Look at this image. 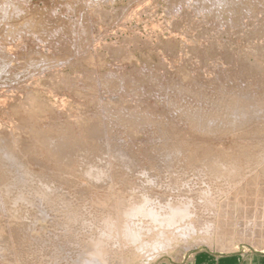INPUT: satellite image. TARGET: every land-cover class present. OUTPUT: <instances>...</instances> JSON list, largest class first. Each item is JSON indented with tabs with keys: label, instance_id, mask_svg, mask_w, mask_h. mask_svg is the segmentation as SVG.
<instances>
[{
	"label": "bare ground",
	"instance_id": "1",
	"mask_svg": "<svg viewBox=\"0 0 264 264\" xmlns=\"http://www.w3.org/2000/svg\"><path fill=\"white\" fill-rule=\"evenodd\" d=\"M27 1H30V0H27ZM51 1H52V3H51ZM51 1H49L51 4L46 3L47 5H45V3H44V5H42L43 7L38 6V8H33V6H34L33 5L31 8L28 6V3H26V0H0V22L5 23L3 25L4 27H1L2 24L0 23V25H1L0 28L1 29L6 28L3 31H4V33H6L5 31H7V33H6L7 38L9 37L11 39V37L17 36L18 29L21 26L27 27V29L34 32V30L38 29L37 27H43L46 29L48 26H50L52 24V26L57 28V30H58V27H61L68 34L74 33L73 39L76 38L77 39L76 41H78L81 38V42H82L83 40L86 39V37H87L86 35H87V31H88L87 29L89 28V26L91 24L89 22L90 21L89 19H91V18H89V19L87 18L89 20L88 21L87 19H84L82 17V14H83L82 8H84V10H85V8H93V11H95L94 6H97L96 8L98 9L99 3L101 5L102 4L101 2L105 3V1H106V2H109L110 4H112L111 1H113V0H104V1L100 0V2H99V0H51ZM169 1L170 2H168V3H170V4H169V6L168 5L167 6L169 7L170 11H168V12H171L170 6L171 7L173 6V9L176 10V13H177V11H179L177 13L178 16L184 15L187 12L186 7L189 4L187 5V3H186L187 6L184 5V7H185L184 9H186V10H184L182 8V6L180 7V8H182V10L185 11L184 14H180L183 11H181L179 9L178 10L175 9L174 5H172V4H177L180 0L179 1L178 0H169ZM202 1L203 0H200L199 2H201L202 4L206 3V0H204L205 2H202ZM215 1H211V2L216 3V4L220 3V6L219 5L216 6V4H215L216 9L213 12L219 15V13H221V12H219V10L221 9V6H223V4L225 2L223 3L222 0H220L223 3L221 5V2H219V0H218V3H217V0H215ZM223 1H225V0H223ZM243 1L244 2H238V0H237V2H235V0H233V2L236 3V6L234 8L235 9H236V7H238L237 9L243 8L244 13L246 15H247V12H249L251 14L250 10L252 7L254 8L256 6V5H254L256 0H254V1L253 0H243ZM257 1L262 2L263 0H257ZM127 2H130V1H127ZM191 2H192V0H191ZM193 2H195V1L193 0ZM196 2H197V0H196ZM233 2H229V3L233 4ZM207 3L205 5H203L204 9L206 8V5L208 8L209 7H212V9L214 8L213 3H212L213 4L212 6H210V4H211L210 1H209L210 4L208 3L209 6ZM235 3L233 5H235ZM260 3H256L257 7H258V5L264 6L263 2H262L263 4H260ZM180 4H182V3H180ZM232 4L230 5L231 7L229 5L227 6V7H230V9H231L230 11H232V9H233ZM29 5H31V4H29ZM105 5H108V3ZM195 5H196L195 7H198V9L202 8V10H203L202 5H200V7H199V5L197 6L196 3H195ZM175 6L179 7L178 4ZM224 6H225V4H224ZM224 6H223V8H224ZM263 6H262V9H263ZM57 7L60 8V10L63 9L64 10L63 12L66 11V12L74 13L76 15L75 19L74 20L73 19L72 20H65L64 17L63 18H55L57 16V14L60 12V11L57 12V10H56ZM168 7H166V8H168ZM195 7H194L195 10H193V12L194 11H196V12L195 13H193L192 11L189 12V9H188L189 14L193 13L194 16H195V14L196 15L198 14V9ZM217 7L219 8V10H217L218 9ZM257 7L255 8V10L254 9L253 10L259 14V12L261 10L259 9L260 10L259 11L258 10L259 7L258 8ZM244 8L248 9V10L250 9V10L246 11ZM101 9H99V10H101ZM190 9H191V6H190ZM200 9H199V12L201 13ZM225 9H226V6H225ZM22 10L27 12L26 14L25 13H23V14L18 13L19 15L25 14L23 18L19 19V17L17 18V17L12 16L14 14L13 13L14 11L16 14V12L22 11ZM99 10H98V12H99ZM240 10H238V11H240ZM88 11L90 12L92 10L89 9ZM203 11L207 12L206 9ZM217 11H218V13H217ZM222 11H223L222 12L223 14H226L224 12V9ZM228 11L229 10H227V13H228ZM230 11H229V13H230ZM262 11H261V13L264 14V12H262ZM11 12H12V15H11ZM46 12L47 13L48 12L57 13V14L54 13V15H55V17L53 18L54 20L51 18L49 19V17H47V15H45ZM87 12L84 11L85 14ZM209 12H208V15H209ZM256 12L253 15H249V16H252V17L256 16L257 15ZM176 13L174 12V14L173 13L172 14L175 15ZM232 13H235V12L232 11ZM239 13H237L238 15L237 14L236 15L237 16H239L240 14L242 15L243 11L240 14ZM59 14L63 15V14H61V12ZM88 14H86V16ZM186 14L188 15V13H186ZM206 14H205V16H206ZM216 14H215V16H216ZM223 14H220V16ZM245 14H243V15H245ZM19 15H17V16H19ZM70 15H68V17ZM89 15L87 17L91 16V15L90 16ZM108 15H110V14H108ZM187 15H185V17ZM202 15H203V13H202ZM218 15L216 17H219ZM231 15H232V17H231ZM236 15H234V17ZM190 16H188V17L191 18ZM237 16H236V19L238 18ZM259 16H260V14L258 15V18L256 20L259 19ZM106 17H107V15H106ZM110 17L111 16H109V18ZM228 17H229V22L227 21L228 23H230L231 21H233L235 19V18H233V14H231V13H230V16H228ZM239 17H240L239 19H241V20L244 19V17H242V16H239ZM261 17H264V16L261 15L260 19H259V20L263 21L264 18L261 19ZM213 18L215 19L214 15H213ZM246 18H247V16H246ZM246 18L243 21H245V20L246 21L247 20L252 21L251 19H249V17L247 19ZM254 18H256V17H254ZM181 19H184V17L182 18V16H181L180 20ZM223 19H220V21H224ZM226 19H228V18H226ZM126 20H128V19H126ZM241 20H239V21L241 22ZM204 21H202V22H204ZM210 21H212V20H210ZM261 21H258V22H261ZM198 22H200V20ZM248 22L249 21H247V23ZM256 22H253L252 24H254ZM193 23H195V22H193ZM210 23H212L211 25H214L215 21L210 22ZM216 23H217V19H216ZM221 23H223V22H221ZM245 23L246 22H244V24ZM190 24H191V22H190ZM231 24H232V22H231ZM231 24H230V26L233 27ZM233 24H234V21H233ZM256 24L254 26H256ZM263 24L264 23H262V26H263ZM216 25H218V24H216ZM234 25H235V27H233V29L234 28L237 29L238 25L237 24H234ZM241 25H243V22L241 23ZM92 26L90 27L91 29H92ZM220 26L221 25H219V27ZM223 26H225V24ZM226 26L228 27V24ZM243 26H245V25H243ZM259 26H261V25H259V23H258V27ZM200 27H202V25H200ZM249 27L250 26H248L247 28H249ZM48 28H50V27H48ZM241 28L242 27H240V29ZM261 28H264V26ZM220 29H222V28H220ZM250 29H252V28H250ZM257 29H259V31L261 30L260 28H256V30H254L255 35L257 32L259 33V31H257ZM218 30H219V28H218ZM51 31H52V29H51ZM228 31H230V30H228ZM20 32H22V31H20ZM20 32H19V34H20ZM37 32H39V31H37ZM55 33H57V32H55ZM62 33H64V32H62ZM258 33H257V35H258ZM262 33H264V29H263ZM41 34H42V32H41ZM89 34H91V32ZM223 34H224V32H223ZM22 35H24V33ZM34 35L32 33V36H30V37L32 38ZM39 35H40V33H39ZM42 35L45 36V33ZM53 35H54V31H53ZM58 35L59 34H57V36ZM27 36L29 37V35H27ZM36 36H37V34H36ZM41 36H39V37H41ZM57 36L54 35V38ZM66 36H64V38ZM262 36H264V34H262ZM28 37L26 39V34H25L26 40H28ZM35 37H33L34 39L32 41L34 43H35V41H34ZM89 37H90V35H89ZM89 37H88V39H90ZM92 37H93V35H92ZM92 37H91V39H92ZM3 38H5V37L2 36L1 39H3ZM68 38H69V36H68ZM263 38H261V39H263ZM57 39H59V38H57ZM88 39H86V40H88ZM16 40H17V42L19 40L21 41V38L19 40L15 39L14 41H16ZM26 40L24 41V37H23V41L26 42ZM29 40H30V38H29ZM37 40H39V39H37ZM93 40H94V37L91 40L94 44ZM9 41L12 42V39L11 40L8 39L7 43H9ZM68 41H69V39H67V46H68ZM262 41H263L262 45H264V39ZM28 42H26V43L29 44V46H30V42L29 43ZM32 42H31V44L33 45L34 43H32ZM74 42H75V39H74ZM86 42H88V41H86ZM90 42H88V43L90 46H92L93 44H90ZM41 43L43 44L42 41H41ZM58 43L56 45H53V46L56 47L58 45ZM62 43H66V40L63 41ZM3 44L4 43H0V67L4 66V64H6L7 62H10V63H9V65L7 64L8 66H6V65L5 66L11 67L13 65V64H11V61L15 57V54H13V53H15V51L13 52L12 49L10 48L11 43L8 44V45H10L9 47L6 46L5 44L4 45L6 46V48L8 47V49L10 48L13 53L8 52V50L5 51L3 49L5 47V46H3ZM13 45H15V47H17L16 46L17 43L13 44ZM13 45H12V47H13ZM20 45L18 46L19 48H20ZM47 45L51 46L50 43H48ZM76 45L74 47V51L76 50V52H74V53L79 52V49H80L77 47L79 45H77V46ZM84 45H86V44H84ZM22 46H23V44H22ZM44 46H45V43H44ZM44 46H43V48L46 49V46L45 47ZM61 46H63V45H61ZM82 46L83 45H81L80 47L82 48ZM15 47H14V49H15ZM38 47H39V50H41L40 46H38ZM38 47L35 49H38ZM76 47L78 48V51H77ZM94 47L95 46L92 47L93 51H95ZM261 47L263 48L264 46H261ZM32 48H34V47H32ZM49 48H51V47H49ZM86 48H90V47H86ZM86 48H84V50ZM28 49H29V47H28ZM28 49H27V51H28ZM18 50L16 49V52ZM66 50H67V47H66ZM69 50L72 51L71 49H69ZM88 50H87V52H88ZM21 51L18 53H21ZM33 51H34V49H33ZM118 51H117V53H118ZM260 51H262V50H260ZM41 52H42V50H41ZM58 52L60 53V51H58ZM87 52L85 50L83 53V48H82V52H80L79 54L77 53L76 55L81 56V54H83L82 56H85V54H86V56H87L88 55ZM262 52H264V51H262ZM42 53L45 55L44 52H42ZM17 54H16V56H17ZM90 54H91V56H92V54L96 55L95 53H91V52H90ZM90 54H89V56H90ZM260 54H262V53H260ZM117 56H118V54H117ZM32 57H33V55H32ZM57 57H59V56H57ZM20 59H21V57H20ZM40 59L44 60L42 58H40ZM69 59H71V58H69ZM88 59L90 60L92 58L88 57ZM16 60H18V59H16ZM50 60L52 61L51 58H49V62H50ZM57 60L59 61V59L56 58L55 61H57ZM63 60H66V62H67V58L66 59L63 58ZM63 60L59 61L58 64L59 63L61 64V62ZM94 60H96V58ZM94 60H90V61L92 62ZM22 61H24V59L20 60V62H21L20 64L17 61L18 65H17V63H16V65L20 66L22 63H25ZM34 61H36V60L34 59ZM55 61H53L54 64L53 63H49V64H53V67H54V65L57 64ZM90 61H87V62H90ZM226 61L224 63H226ZM229 61H230V59H229ZM40 62L41 61H39V64H42ZM95 62H92V63H95ZM63 63H64V61H63ZM10 64H11V66H10ZM28 64L27 63L24 64L25 66L27 65V67H25V68L29 69V68L34 67L33 65L30 66ZM43 64L45 65V63H43ZM67 64H68V62H67ZM57 65H55V66H57ZM45 66H46L45 67V69H46L47 65H45ZM51 67L48 66V68H51ZM14 68H15V70L18 69V68L16 69V67H14ZM40 68H39V70L41 73L42 69H40ZM45 69H43V70H45ZM3 70H4V68H3ZM26 70L27 69H25V71ZM39 70L37 72H32L33 76H34V73H39ZM43 70H42V72H44ZM5 71L6 70H4L1 73H4ZM22 71H24V70H22ZM45 71H47V70H45ZM92 71H94V69ZM15 72L16 71H14V73ZM89 72L91 73V71H89ZM12 74H13V72L11 73V75ZM29 74L30 73H28V76H30ZM58 74H61V72ZM58 74L56 75V77L59 76ZM91 74L92 75H94V74L98 75V73H96V72L95 73L92 72ZM140 74H142V72ZM143 74H144V72H143ZM36 75H35V77H36ZM52 75H54V73ZM63 75L64 74H62V78H63ZM118 75H119V73H118ZM8 76H9V74H8ZM23 76H24V73H23ZM86 76L88 77V76H90V74H86ZM86 76L84 78L87 79V83H88V78ZM234 76H236V74ZM16 77L18 78L17 75H16ZM60 77H61V75L58 78H60ZM93 77L95 78L96 76H93ZM100 77H102V76H100ZM103 77H104V75H103ZM159 77L160 76L157 77L156 75H154V76L145 75V74L141 75V76L138 75L136 78L137 82L136 83L134 82V84L132 83L133 81L130 83H128L129 82L128 81L125 84H122L123 81L120 82L121 79L119 81L120 77L119 78L118 77H116V78L112 77V78H114V80H116L118 78L116 81H119L121 83V87L118 84L119 89L121 88L120 92H123V90L125 91L126 88H131V90L133 88L134 89L137 88L140 91L143 90L141 93L139 91L137 92L138 94L140 93V97H141L142 93H145V94L147 92L149 94L152 92L155 93L156 89L159 90L160 93L163 92V94L165 93L164 89H166L167 87L169 89L171 88L172 90H174L175 94L171 92V96H174V97H171V96L169 97L170 94L168 95L169 99L171 98L169 101L171 107L168 105L169 102L167 104L166 100H165L166 101L165 103H166V105L169 106V108L172 111H174V113L172 111H169V113H173L174 117L176 118L175 115L178 112V113H180L182 119H180L179 114H177V118H176L178 120L174 119V117L172 118V116L170 117L169 113H166L165 109L161 108L162 113H164V115L163 114H161V115H163L164 118H159L160 115H158V116L156 114L155 115L157 116V119H161V123L163 122V119L166 118V121L164 120L165 121V124H164L165 127H167V125L171 121V118H172V121L176 120L175 123H177L179 121V119L181 121L184 119V122L187 120L188 124H186L187 122L185 123L186 127L185 126L184 127H185L186 131H184V132L185 133L187 132L186 134L188 135L189 132H192V130H193L191 136H193L195 133H194V128H191L192 130L190 129L189 132L187 131V128L190 127V125L194 126L195 129H197L199 127V128H201V130L203 129L204 131L205 130H207V131L212 130L215 132L218 130H221L225 126L232 127L233 130L235 129L234 132L231 130V128L226 129V130H228V132H229V130H230V132L232 131V135H231L232 137L229 135V134H231L230 132H229V134H227L228 132H226V130L225 131L222 130L223 132H226L227 135H229V136L226 135L227 138L224 135V139L225 140L227 139L226 141L223 140L222 136H220V135H222V133H220V131L218 132L219 134L214 133L215 137L212 136L213 132L212 133H206L207 135L212 134L211 137L212 138L214 137L213 138L214 140H217L218 139L217 136L219 135L220 137L218 140H221V138H222V141L223 142L225 141V143L228 142V139L230 137L234 138L233 136H235L234 133L236 132V130H237V132L239 131V133H240L241 131H244V129H246L247 132H241V135L243 134L244 137L246 134H252V135H254V137L259 135V134H262V135L264 134V123L262 125L257 124V123H259V121L264 116H262L261 118L259 117L258 121L255 119L256 120L255 122H257V123H255L256 124L255 128H253L255 125L253 127H250V129L245 128V126H247V125H245V123L246 122L248 123V121L250 122V120L253 117H255L256 114H258V112L260 113V111H262L260 115H264V104H261L262 102H259L260 101L259 97H257V96L255 97L253 92H250L254 89H252V90L250 88L248 89V88H246V86L244 87V89L246 88L247 91L246 90L240 91L239 95H241V92H243V95L241 97H236L239 95L237 94L238 92H235V91L240 90L241 89L240 87L244 86L243 83H242L243 86H241V84H240V86L238 85L239 86L238 88H236L237 86L235 87L233 85L236 81L232 84L234 86L233 88H236V90L233 89L235 91L231 92L232 93L231 95H233V96L235 95L236 99H234L233 101H230L231 105H230V108H228V110H227V116H228V113H230V114H232L231 116H233V117L228 116V118H222V117H219L218 115H216L218 117L215 118L214 116H209L210 114H208V115L206 114V112L209 111L208 108L202 107V105L200 106V104H203L202 102L204 100L201 99L202 101H200L199 99L202 98L206 92H208V90H209V88L207 89L208 85L204 86L206 88V91H205L204 88H201V89H197L199 87L195 88L196 86L192 87V86L188 85L185 87L183 85L181 86V83H180V85H178V83H176L175 80L174 81L171 80V83L164 84L163 83L164 81L162 82L161 81L162 79ZM53 78H54V79H52L53 81L57 80V82H55L53 84L58 86L59 85L58 82L61 81L60 84H62V85H60V86H63L62 80L64 78L63 79H57V78L55 79L54 76H53ZM98 78H99V76H98ZM73 79H75V78L72 77V80ZM82 79H83V77H82ZM100 79L101 78H99L98 80L100 81ZM234 79H236V78H234ZM248 79H249V77H248ZM58 80H60V81H58ZM67 80H68V78H67ZM72 80H69V81L71 82ZM107 80L111 81L109 79H107ZM133 80H135V78ZM53 81H51V82H53ZM77 81L79 82L80 80L78 79ZM83 81L84 80H82V82ZM91 82H92V79H91ZM95 82L96 81H94V83ZM225 82L226 81L224 80V83ZM11 83H12V81H11ZM106 83H107V81H106ZM106 83L104 82L105 85L102 86V88H104L106 85H107L106 87H110V86L112 87V85H113V82H108L107 84ZM246 83H247V81H246ZM72 84L74 85L73 82H72ZM214 84H215V82H214ZM66 85H68V84H66ZM66 85L64 84V86H66ZM76 85H78V84H76ZM123 85H124V87H126L125 89H122ZM232 85L230 84V86H232ZM262 85H260V86H262ZM60 86H59V88H60ZM80 86H81V84H80ZM94 86L96 87V85H92V84L86 85L83 89V92H81L80 95H84V96L86 94L88 96L91 95L92 92L97 90L94 88ZM193 86H194V83H193ZM257 86L256 87L252 86V87H254L256 90ZM260 86H258V87H260ZM66 87L68 90L71 88V87L68 88V86H66ZM201 87H203V86L201 85ZM225 87H227V86H225ZM56 88H58V87H56ZM99 88H101V87H99ZM228 88H230V87H228ZM260 88H258L259 90H256V91H260L262 89V88L261 89ZM71 89H70V91H71ZM109 89H106L107 91H104V92L106 93V92L111 91ZM119 89H117V90H119ZM75 90H76V94H77V89H75ZM75 90H72V92L73 91L75 92ZM98 90H100V89H98ZM98 90H97V92H99ZM102 90L103 89H101V93H103ZM117 90H115V92ZM223 90H225V89H223ZM262 90H264V88ZM61 91H62V89H61ZM84 91H87L88 93H86V92L84 93ZM129 91L128 92L125 91V93L126 92L127 93L132 92V91L131 92H129ZM145 91H147V92H145ZM169 91L170 90H168V92ZM204 91H205V93L203 94ZM228 91H230V89H228ZM228 91L226 90L224 92H228ZM137 93L135 91H134V93L132 92L133 95L135 94L134 97L136 96ZM148 93L146 95H148ZM156 93H157V91H156ZM233 93H236V94H233ZM95 94L97 96L99 95L98 98H99V100L101 99L100 101L103 103L107 99L106 98L105 100H102V98H100V93L99 94L95 93ZM138 94H137V96H139ZM145 94H142V96ZM163 94H161L162 97H165V96L167 97V95H166L167 93H165L164 95ZM172 94H174V95H172ZM176 94H178V95H176ZM221 94H223V93H221ZM256 94L259 95V92ZM129 95H131V94H129ZM146 95L143 98L149 96V95L148 96H146ZM175 95L177 97H175ZM218 95H219V93L216 94V97L219 98L220 96H218ZM262 95L263 96H261V95L260 96L264 97V94H262ZM77 96H79V95H77ZM97 96L94 97L92 95V99L94 97V99L96 100ZM137 96L135 98H137ZM187 96H190L191 99L193 98L194 99L193 102L195 101V103H196V101H197L198 104L197 105H195V103L193 104L191 99L190 100L192 102V105H194V106H192L191 103L186 102V101H190L188 99L189 97L187 98L188 100L185 99ZM212 96H214V95L212 94ZM212 96L209 97V94H208L206 97H209V100H210V98L211 99L213 98ZM101 97H103V96L101 95ZM206 97H204L203 99H207ZM229 97H231V96H229ZM229 97L228 98L226 97V98L229 99ZM28 98H30V97H28ZM28 98H26L25 101H27ZM77 98L82 99V96L81 97L79 96ZM85 98H87V97H85ZM103 98H105V97H103ZM159 98L161 99V97H157V98H155V100L158 99L159 102L158 101L157 102L159 104H162L163 101H160ZM214 98H215V96H214ZM257 98L259 99L258 104H257V100H256ZM84 99L82 102H84ZM89 99H91V97H89ZM89 99H88V104H90ZM94 99L91 101L93 102ZM148 99H146V100H148ZM222 99H224V98H222ZM97 100L95 101L96 103L98 102ZM161 100H163V99H161ZM198 100H199V102H201L200 104H199ZM209 100L207 102H209ZM212 100H210V101H212ZM215 100H216V98H215ZM215 100H214V103H217V100L219 101V99H217L216 102H215ZM261 100H263V99H261ZM30 101H32V100L30 99ZM108 101H110V100H108ZM222 101H224V100H222ZM135 102H136V104H139L137 101H135ZM141 102H142L141 104L143 107L141 105H137V106H139V108L142 107L143 109L142 108L141 109L143 111H145L144 107L146 106V103L143 101H141ZM151 102H150V104H151ZM204 102H206V101H204ZM219 102L221 103V101H219ZM219 102H218V104H219ZM85 103H86L85 105L87 106V101ZM106 103H104V104L106 105ZM113 103H116V102H114V101L112 103L110 102V104H108L110 107L106 105L105 106L106 109L105 110L103 109L104 113L102 112V114L100 113L101 108L97 107L98 108L97 110L100 111V112L99 111H97V112L100 113L101 119H99L100 117L99 118L97 117L99 115H95V113H97V112L94 113V111H93V113L97 117V119L91 120V119H93V117H91V119H90L91 122H90V120H88V122L82 123V126H81L82 128L85 127V125H88L87 128L86 127L83 128L84 133H81V132L79 133L78 129L76 130V128H74L75 125L79 126L80 122L78 124H76L77 122L68 124L66 121L63 123H60V122L57 123L56 126H58V128L60 127L61 129L59 128L58 132L56 131L57 133H55V134H50V133L44 131V128L41 127V124H39L40 125L39 126V125L33 123L34 121H32L30 114H28V113H30V112H28L29 106L27 107L28 110H26V108H24L27 112L24 111L23 113H20V112L17 113L18 114L17 121H19L20 125H25V127L26 126L28 127L27 129H28V132L31 134L30 136L28 134V137L22 138L20 136L21 138H19V137L14 135L15 133H9V132H3L2 134L0 133V264H127L128 262L130 263V261H133L135 259H143V258L145 260L153 259L156 255H158V253H161L162 250L163 251L172 250L173 249L172 242L176 238H180V240H182V242H183V240L186 241V239L188 237L190 238L191 236H194V235H196V237H197L196 241H198L199 243L204 242V243H207L209 246H211L212 243H216V246L222 247L224 249L232 247L233 245L231 243L235 239H236V241L246 240V241H249L256 246L264 247V143H263L264 141H262L263 144L260 141V140H263L262 138L264 137V135H263V137H262V135L259 136V137H261L259 140L260 143H256V141H255V143H253V142L249 143L250 141L247 143V140L245 139L246 141H242V143L244 142V144L238 143V142H241V140H239V139L243 136H239L240 138L237 136L239 141L236 140L237 137L232 140L233 143H235V144L233 145V147L231 146L233 150L229 147L231 151H229V150L226 151V149H224V148H223L224 150L223 149L221 150L220 148H219L220 150L219 149L217 150V148H216L217 146L218 147L219 146H222V147L226 146L227 147V143H226V145L224 143V146H223V143H222V145H217V144H219V143H217V144H215L217 146H214L215 147L214 150H211V149H213L212 147H211V149L210 148L207 149L206 148L208 145L207 144L205 147L206 149H203V150L200 149L201 151L198 152V150L196 151V149L191 148L192 145L189 146V143L185 142L184 139H186L187 135H185L184 139L181 137L183 139V140H181V142H180V140L178 142L176 140L173 141L172 140L173 135L175 133H177V131L174 132L173 135H172V132H173L172 131L171 134H169V136H170V139L168 140L169 142L167 141L162 146L163 147L162 149L167 150V151L163 152V153H161V151H159L160 155H162L161 157L157 158L156 157L157 155H156L155 156L156 159H150V160L145 161V163H147V164H150V163L152 164V165H150V167L142 166L140 164L142 162H139L137 159L133 158V156L126 149V147L124 148V146H125L124 142H123L124 144L122 145L123 147L120 148V146H119V147L114 148L113 146L116 143L114 144L112 142L113 144H111L109 141L108 142L106 141L107 138L105 136H107L108 127H110L114 123L112 121L114 119L120 121L122 125L126 121H129L130 122L129 126H131V127H132V125H134L131 123V120H132V122H135V124L139 123V125H140V123L141 124L144 123V125H146L145 122L147 121L148 123H151V124L153 123L154 126H157L158 128L160 127L161 123L159 121L160 124L155 125V124H157L158 120L156 119V117L152 116L153 114H148V113H152L154 111L148 110L149 111L148 112L146 110L147 112L146 111L143 112L139 108H137V109H139L140 111L138 110V112H137L136 108H134V110H135L134 111L132 109L133 108L132 104H134V106H136L134 101H133V103L131 102L132 107L131 106L127 107L129 104L128 103L127 106H125L126 109L125 108L121 109L123 107L121 105H124V103L119 104L121 106V107L119 106V108L121 110H123V111L125 110L128 112H123L119 108L118 109L120 111L117 110L116 109L118 107L117 103L114 104L117 107L114 106L115 108L113 107V109H112ZM143 103H145L144 104L145 106L143 105ZM165 103H164V105H165ZM224 103H227V105H229L228 102H226V101ZM263 103H264V100H263ZM21 104H19V107H21L20 106ZM92 104L93 103H91L90 106L94 105V104L93 105ZM99 104H101V103H98L97 105L99 106ZM155 104H157L156 101H155ZM204 104H206V103H204ZM204 104H203V106H204ZM221 104L223 105V103H221ZM147 105H149V104L147 103ZM166 105H165V107H167ZM216 105L214 104V106H216ZM150 106H152V104ZM211 106L214 107L213 101H212L210 107ZM219 106H220V104H219ZM22 107H24L23 104H22ZM88 107L89 106H87V108ZM157 107H159V106H157ZM161 107H163V106H161ZM207 107H209V105ZM212 107L210 108V112H212L211 109L217 108V107H214V108H212ZM223 107H225V106H223ZM223 107H222V109H224ZM145 108H147V106ZM148 108H150V107L148 106ZM169 108L166 110L168 111ZM21 109L23 110V108H21ZM85 109H86V107H85ZM88 109L90 110V107ZM92 109H94V107H92ZM95 109H96V107H95ZM205 109L206 110L208 109V111H206ZM217 109H218L217 110V112H218L219 108H217ZM7 110H9V109H7ZM22 110H21V112H22ZM54 110H56V109L54 108ZM6 111H4V112H6ZM14 111H16V110H14ZM163 111H165V112H163ZM215 111H216V109H215ZM215 111H213L214 114L216 113ZM46 112H48V111H46ZM221 112L222 113H220V115H222V114L224 115L225 112L224 113H223V111H221ZM11 113H12V111H11ZM31 113H33V112H31ZM93 113H90V114L93 115ZM165 113H166V115H169L168 120L170 119V121H167V116L165 115ZM90 114H88V116ZM103 114H104V117H102ZM31 115H33V114H31ZM56 115H58V114H56ZM237 115H239V116L241 115L243 117L242 120L239 122H237L238 120L235 121V118H234V117H237ZM60 116H62V115L60 114ZM178 116H179V118H178ZM71 117H73V116H71ZM71 117H68V119ZM9 118H11L10 120L13 121L15 117L14 118L9 117ZM232 118H234V119H232ZM43 119L42 120L39 119V120L43 121ZM51 119H52V117H51ZM237 119H238V117H237ZM10 120H8V121H10ZM35 120H36V118H35ZM72 120L73 119L71 118V121ZM75 120L76 119H74L73 121H75ZM109 120H111L112 123L109 122ZM76 121H78V120H76ZM149 121H151V122H149ZM261 121L264 122L263 119ZM14 122H15V120H14ZM36 122H38V120H36ZM56 122H54V123H56ZM89 122H90V124H89ZM108 122L111 125H109L108 127H105ZM120 122H118V123H120ZM166 122H167V124H166ZM19 123H17V124H19ZM116 123H114V124H116ZM118 123L116 125L119 128ZM126 123H127V126L125 127V129L128 128V122H126ZM172 123L174 124L175 128L178 129L176 124L174 122H172ZM172 123L170 124L171 126H173ZM251 123H250V125H251ZM13 124H15V123H13ZM17 124H15L16 125L15 128L19 127V125H17ZM73 124H75V125H73ZM83 124H84V126H83ZM114 124H113V127H114ZM182 124H183V122H182ZM182 124L179 123L177 125L182 126ZM253 124H254V121H253ZM124 125H126V124H124ZM124 125H123V127H124ZM139 125L137 124V126H136L137 129H138ZM144 125H141V126L143 127ZM187 125H188V127H187ZM52 126L54 127V125H52ZM44 127H48V126L45 125ZM104 127H105V129L107 128V131H105L107 133H105V135H104V131H103L102 135H104L106 140H104L105 139L104 137H100L102 135L99 134L100 131H102ZM142 127H139V128L147 129V127H143V128ZM161 127L162 128H160V129L165 128L164 126H162V124H161ZM82 128H80V129H82ZM122 128H121V130H125ZM130 128L127 129V131H129ZM134 128H135V126H133L132 129H134ZM148 128L149 129L147 131H149L150 128L154 129L155 127L152 128L150 125ZM171 128L173 129V127H171ZM175 128L173 130H175ZM225 128H227V127H225ZM248 128H249V126H248ZM83 129H82V131H83ZM110 129H113V128L110 127ZM141 129L140 130L138 129V131L135 129V131H133V132L137 134V132L139 133V131H141ZM185 129L183 128V130H185ZM19 130H20V128H19ZM115 130L119 131L120 128H119V130L115 128ZM115 130L113 129L112 132H114ZM201 130L199 129V131H201ZM5 131H6V129H5ZM21 131H24V129ZM147 131H145V132H147ZM161 131L163 134H166L165 138L168 139L169 136H167V133H165V129H164V132H163V130H161ZM13 132H14V130H13ZM112 132L109 131L110 134ZM129 132L131 133L130 137L132 140L133 132H131V131H129ZM145 132L142 134L143 137H146V135H147V133H145ZM151 132H154V131H151ZM151 132H150V134H152ZM109 133H108V135H109ZM114 133H118V132L115 131ZM122 133L126 134L127 132L124 133V131H122ZM122 133H121V135H123ZM130 133L129 134L127 133V135L129 136ZM141 133H142V131L140 132V134ZM182 133H183V131H181L180 134H182ZM199 133H198V135H199ZM98 134H99V137H97ZM144 134H146V135H144ZM155 135L160 136L159 140L161 141V135H159V132ZM195 135L194 136L196 138H198V135L197 134H195ZM133 136H134V134H133ZM200 136H201V138L199 137L200 140L202 139V141H203V138L206 140L205 137L202 138V136H205V134L201 135V133H200ZM119 137L117 136L116 138L119 139ZM121 137H120V140H122V138H123V137L122 138ZM249 137H245V138H249ZM94 138L97 141L94 142V140H95ZM108 138H110V137H108ZM189 138L190 137H188L186 139V141H190V140H188ZM250 138H249V140H250ZM163 139H164V137H163ZM193 139L191 141H195V139L194 140ZM256 139H258V138H256ZM108 140H110V139H108ZM145 140H147V137ZM152 140L157 141V139H154V138H152ZM152 140H150V141H152ZM235 140L238 142L237 143L234 142ZM252 140H253V138L251 139V141ZM115 141L116 140H114V142ZM198 141H199V139H198ZM202 141H200V142H202ZM259 141H257V142H259ZM96 142H99V144H102L101 146L99 145V147L97 146L98 151H96V149L94 150L95 147H92V145ZM143 142H144V140H143ZM204 142L207 143L206 141H204ZM209 142H211V141H208V143ZM212 142L215 143V141H212ZM212 142H211V144H212ZM119 143H120V141H119ZM146 143L148 145V142H146ZM146 143L144 142V145L142 143V146H145ZM193 143L195 144V142H193ZM132 144H135V143H133V141H132ZM132 144L131 145L129 144L130 145L129 148L132 147ZM220 144H221V141H220ZM201 145H204V144L202 143ZM126 146H127V144H126ZM196 146H198V145H196ZM152 147L155 148L154 146H152ZM249 147H251V150ZM252 147H255L254 148L255 152L252 151V149H253ZM139 148L143 149L144 147H139ZM229 148L227 147V149H229ZM132 149H133V147H132ZM134 149L131 150V148H130L129 150L135 151ZM197 149H198V147H197ZM137 150L140 151V149H137ZM138 151H135V152H138ZM146 151L148 152V150H146ZM153 151H155V150H153ZM252 153L255 155H257V154H259V155H257L258 157L257 156L255 157ZM139 154H141V153H139ZM198 154H201L202 157H204V158L197 160L195 157H193L194 155H198ZM229 154L231 155V157H232V155H236V154H240V155L245 156V157L242 159L241 158L238 159L237 156L236 157L234 156V158L232 157V159H229L230 157H227V155H229ZM248 154L249 155L251 154L252 156H247ZM136 155H138V153ZM187 155L189 158L187 157ZM167 156L168 157L170 156L171 158H168ZM143 157H146V156H143ZM165 157H167V158L165 159ZM167 159H170V160H167ZM137 164H140L141 166H138ZM115 165H117V166L119 165V167L117 168ZM52 169H55V170L52 171ZM189 171H191L190 174H189ZM76 177L79 178V181H77ZM81 181H83V182L80 183ZM84 182H87V184H85ZM245 192H249V193H246L247 195H245V198H244V196L242 197L241 193L245 194ZM245 200L249 201L248 204L245 203L246 202ZM49 207L55 211V212L50 211L51 213L54 212V215H53L54 218L49 217L52 220V223H51V221H49L50 219L47 218L48 217L47 214L50 213V212L47 213V211H48L47 209H49ZM46 218L49 220L47 221ZM39 220L45 221V222L47 221V222L51 223L49 225L52 226V229L50 228V230H52V231L48 230L49 232H51V234H49L48 231H47L48 233L45 234V232L43 231L44 228H42L41 226H40L41 228H38L37 227L38 225L36 226V223ZM44 224H43V226H44ZM34 230H35V232H33ZM196 241L194 242V240H193L192 242H194L196 244V243H198ZM189 242H190V240H189ZM208 245H206V246H208ZM190 246H192V244ZM187 249H189V248H187ZM160 264H167V263L165 261H163Z\"/></svg>",
	"mask_w": 264,
	"mask_h": 264
},
{
	"label": "rangeland",
	"instance_id": "2",
	"mask_svg": "<svg viewBox=\"0 0 264 264\" xmlns=\"http://www.w3.org/2000/svg\"><path fill=\"white\" fill-rule=\"evenodd\" d=\"M45 1V2H44ZM49 1H51V0H30V1H27L26 0V3H28V6L29 7H31L32 8V6H33V8H38V6L40 7V6H42V5H44V3H45V5H47L46 3H50ZM102 1V0H101ZM104 1V0H103ZM127 1H130V2H127ZM138 1V2H137ZM148 1V2H147ZM155 1V2H154ZM179 1V0H178ZM182 1V2H181ZM195 2H193V0H192V2H191V0H180L177 4H178V6L179 7H177V6H175V5H177V4H172V5H174V8L175 9H179V10H181V11H183L182 13H180V14H184V10H186L187 9V12L186 13H188V15L185 13L184 15H180V16H178L177 15V13L179 12V11H177V13H176V10H174L173 9V6L171 7L170 6V9H171V12L174 14V12L176 13L175 15H173L171 12H168V11H170L169 10V4L170 3H168V2H170L169 0H113V1H111V3L112 4H110L109 2H106L105 1V3L104 2H101L102 4L100 5V0H99V5H98V9L96 8L97 6H94V10L95 11H93V8H85V10H84V8H82V17L84 18V19H89V18H91V19H87L91 24H90V26H89V28L87 29L88 31H87V37H86V39H88V37H89V35H90V39H88V40H83L82 42H81V38L78 40V41H76L77 39L76 38H74L75 39V42H74V39H73V37H74V33L72 34V33H70V34H68L67 32H65L64 31V29L63 28H61V27H58V30H57V28H55L54 26H52V24L50 25V26H48V27H50V28H43V27H37L38 29L37 30H34V32H32V31H30L29 29H27V27H23V26H21V27H19V29H18V34H17V36L15 37V36H13V37H11V39H12V42L11 41H9V43H11L10 45H8L9 43H7V41H8V39L9 40H11L9 37L7 38V35H6V33H7V31H5L6 33H4V31L3 30H5V29H1L0 28V43H4L6 46H10V48L12 49V51L14 52L15 51V53H13L12 51H11V49L9 48L8 49V47L6 48V46L3 44V46H5L3 49L5 50V51H7L8 50V52H11V53H13V54H15V57H14V59L11 61V64H13L12 66H11V64H10V66L11 67H6V66H8L9 65V63L10 62H7L6 64H4V66H1L0 67V73L1 72H3L4 70H6L4 73H1L0 74V133L2 134L3 132H9V133H15L14 135L15 136H17V137H19V138H24V137H28V134H29V136L31 135L29 132H28V127L26 126L25 127V125H20V123H19V121H17V116H18V112H20V113H23L24 111H26V110H28L27 109V107L29 108V111L28 112H30V113H28V114H30V117L32 118V121H34L33 123H35V124H37V125H39V124H41V127L42 128H44V131H46V132H48V133H50V134H55V133H57L58 132V130H59V128H58V126H56V124L57 123H63V122H66L67 121V123L68 124H71V123H75V122H77L76 124H78L79 122H80V124H79V126L78 125H75V124H73V125H75L74 126V128H76V130L78 129V132L80 133H84V129L83 128H87V126L88 125H85V127H81L82 126V123H86V122H88V120H90L91 119V117H93V119H91V120H95V119H97V117L99 118V119H101V116H100V113L102 114V112H103V109L105 110L106 108H105V106L107 105V106H109L108 104H110V102L112 103L113 101L114 102H116L117 103V105H118V107L116 106V105H114V104H116V103H113V106H112V109H113V107L115 106V107H117L116 109L117 110H119L120 108H119V104H121V103H124V105H121V106H123L121 109H123V108H125V106H127V104H128V106L127 107H130L131 106V102L133 103V101H134V103L136 104V102L135 101H137L139 104H136V106L137 105H141L142 106V102L141 101H143V102H145L146 103V106H147V108H145L146 106L144 105L145 103H143V105L145 106L144 107V110L146 111H154V112H152V113H148V114H153L152 116L153 117H156V119H157V116L158 115H160L159 116V118H164V113H162V110H161V108H163V109H165V111H166V113H169V111H172L170 108H169V106H170V99H169V97L171 96V92L172 93H174L175 94V91L174 90H172L171 88L169 89L168 87L166 88V89H164L165 91V93H167L166 95H167V97L165 98V97H162V95L161 94H163V92L162 93H160L159 92V90H157L156 89V91H157V93H156V91H155V93L154 92H152V93H148L147 91H145V92H147L148 93V95H146L145 93H142V94H145L146 96H148V97H145V98H143L145 95H143L142 96V94H141V97H140V93L143 91H140L139 89H132L131 90V88H126V87H124V85L122 86V89H125V91H129V92H133L134 93V91L137 93L138 91L140 92L138 95L139 96H137V94H136V96H137V98H135L134 97V95L132 94V92L131 93H125V91L123 90V92H120L121 91V88L119 89V85H120V87H121V83L120 82H122L123 81V83L122 84H125L126 82H128V83H130V82H132L133 84H134V82L136 83L137 81H136V78H137V76L139 75V76H141V75H151V76H154V75H156L157 77L158 76H160L159 78H161L162 80V82L164 83V84H168V83H171V80L172 81H174L175 80V82L176 83H178V85H180V83H181V86L183 85V86H192V87H195V88H197V87H199V88H197V89H201V88H204L205 89V91H206V88L204 87L205 85H208V87H207V89L209 88V90H208V92H206L205 93V91L203 92V94H204V96L202 97V98H200L199 100L200 101H202V100H204V101H206V102H202L203 104L204 103H206V104H204V106H203V104H200L201 102H199V100H198V102H199V104H200V106L202 105V107H206V108H208L209 109V111H208V109L206 110V111H208V112H206V114L208 115V114H210L209 116H214L215 118L216 117H222V118H228V116L230 117L232 114H230V113H228V116H227V110H228V108H230V101H233L234 99H236L235 98V95L233 96V95H231L232 93L231 92H234L235 90H236V88H238L239 86H240V84H241V86H243V87H240L241 89L240 90H238V91H235V92H238L237 94L239 95L240 94V91H247V89L246 88H250L251 90L252 89H254V90H252V91H250V92H253V94H254V96L256 97H259L260 98V101L259 102H262L261 104H264L263 103V100H264V97H261V96H263L262 94H264L263 92H264V90H262L264 87V52H262V51H264V47L262 48L261 46H264V45H262L263 44V37L264 36H262V34H264V33H262V31H263V29L264 28H261V27H263L264 26V24H263V26H262V23H264V17H261V19H263V21H261V20H259L260 19V16L261 15H263L264 16V14H262L261 13V11L264 9V6H263V9H262V6H260V5H258V7H257V4L256 3H260L261 1H255V3H254V5H256L254 8L252 7L251 8V10L253 11H251L250 9V12H251V14L249 13V12H247V15L244 13V10H243V8H240V9H237L238 7H236V9L234 8L235 6H236V3L235 2H237V0H235V2H233V0L231 1H227V0H225V1H223L222 0V2L225 4V6H226V9H225V6H224V4L219 0V2H221V5L223 4V6H224V8H223V6H221V9L223 8L224 9V12L226 13V14H223L222 12V10L220 9L219 10V8L217 9V10H219V12H221V13H219V15L218 14H216V13H214L213 11L216 9V6L217 5H219L220 6V3L219 4H216V3H213V2H211V1H215V0H206V3L208 2L209 3V1H210V6H212L213 4H214V8L212 9V7H207V5H206V10H207V12H205V11H203V10H205L204 9V6L203 5H205L206 3H201V2H199L198 0H197V2H196V0H194ZM254 1V0H253ZM151 2V3H150ZM167 2V3H166ZM190 2V3H189ZM202 2H205L204 0L202 1ZM216 2V1H215ZM229 2H233V4L235 3V5H233L232 3H229ZM238 2H244L243 0H238ZM263 3H264V0L262 1ZM260 3V4H263V3ZM43 3V4H42ZM51 3H52V1H51ZM50 3V4H51ZM104 3V4H103ZM108 3V5H105V4H107ZM180 3H182V4H180ZM186 3H187V5H186ZM195 3L197 4V6L199 5V7H200V5H202L203 6V10H202V8L200 9V11H201V13L199 12V9H198V7H195L196 5H195ZM207 3V4H208ZM213 3V4H212ZM217 3H218V0H217ZM227 3V4H226ZM29 4H31V5H29ZM110 4V5H109ZM144 4V5H143ZM148 4V5H147ZM209 4H208V6H209ZM215 4H216V6H215ZM233 5L232 6V8L234 9H232V11H234L235 13H232V11H230L231 9H230V5ZM241 4V3H240ZM140 5V6H139ZM146 5V6H145ZM168 5V6H167ZM184 5H186L187 7H186V9H184L185 7H184ZM230 6V7H227V6ZM130 6V7H129ZM182 6V8L184 9V10H182V8H180ZM190 6H191V9H190ZM193 6V7H192ZM201 6V7H202ZM238 6V5H237ZM43 7V6H42ZM103 7V8H102ZM137 7V8H136ZM166 7H168V8H166ZM177 7V8H176ZM194 7L195 8H197L198 9V14L196 15L195 14V16H194V14L193 13H195L196 11H194L193 12V10H195L194 9ZM258 8V10L260 11L259 12V14H260V16H259V19L258 20H256L257 18H258V13L256 12V11H254L255 10V8ZM96 8V9H95ZM103 10H102V9ZM133 8V9H132ZM139 8V9H138ZM89 9H91L92 11H88ZM99 9H101V10H99ZM188 9H189V12L190 11H192L193 13H190L189 14V12H188ZM212 9V10H211ZM245 9V8H244ZM254 9V10H253ZM56 10H57V12H61V14H63V15H60L59 13V15L57 14V13H55V14H57V16L55 17V15H54V13L52 12H46L45 13V15H47V17H49V19L51 18V19H53L54 17L55 18H63L64 17V19L65 20H74L75 19V17H76V15L74 14V13H72V12H63L64 10L63 9H61L60 10V8H56ZM55 10V11H56ZM98 10H99V12H98ZM110 10V11H109ZM113 10V11H112ZM173 10V11H172ZM210 12H209V11ZM226 10V11H225ZM227 10H229L230 11V13L231 14H233V18H235L233 21H234V24H237L238 25V28L237 29H233V27H235V25L233 24V21H231L232 22V24H231V22L230 23H228L229 22V17L228 16H230V13H229V11H228V13H227ZM238 10H240V11H238ZM246 11H249L248 9H245ZM257 10V11H258ZM84 11L85 12H87L86 14H88L90 17H87L86 16V14L84 13ZM106 11V12H105ZM110 13H109V12ZM130 11V12H129ZM165 11V12H164ZM203 11V12H202ZM238 11V12H237ZM243 11V14H245V15H241L240 13ZM245 11V12H246ZM92 12V13H91ZM105 12V13H104ZM108 12V13H107ZM113 12V13H112ZM208 12H209V15H208ZM214 14H213V13ZM239 13L240 15L239 16H242V17H244V19L246 18V16H247V18L249 17V19H251L253 22H256V23H254V24H252L253 22L252 21H250V20H247V21H249L248 23H247V21L245 20V21H243L244 19H239L240 17L239 16H237L238 14L237 13ZM256 12V16H254V17H256V18H254V17H252V16H249V15H253L254 13ZM262 12H264V10L262 11ZM14 14L12 15V12H11V15L12 16H14V17H19V19H21V18H23L24 17V15L27 13V12H25L24 10H22V11H18V12H16V14H15V11L13 12ZM18 13H21V14H23V13H25L24 15H19ZM70 15L69 17H68V15ZM70 13V14H69ZM102 13V14H101ZM107 13V14H106ZM137 13V14H136ZM202 13H203V15H202ZM206 14V16H205V14ZM217 13H218V11H217ZM249 13V14H248ZM74 16H73V15ZM108 14H110V15H108ZM215 14H216V16L218 15L219 17H216L215 16ZM220 14H223V15H221L220 16ZM237 14V15H236ZM16 15V16H15ZM17 15H19V16H17ZM65 15V16H64ZM106 15H107V17H106ZM185 15H187L186 17H185ZM191 15V16H190ZM213 15H214V17H215V19L213 18ZM234 15H236L238 18L236 19V16L234 17ZM61 16V17H60ZM109 16H111L110 18H109ZM130 16V17H129ZM181 16H182V18L184 17V19H181L180 20V18H181ZM188 16H190L191 18H189ZM205 16V17H204ZM68 19H67V18ZM104 19H103V18ZM129 17V18H128ZM211 17V18H210ZM231 17H232V15H231ZM230 17V18H231ZM241 17V18H242ZM70 18V19H69ZM98 18V19H97ZM100 18V19H99ZM109 18V19H108ZM204 18V19H203ZM210 18V19H209ZM224 18V19H223ZM226 18H228V19H226ZM246 18V19H247ZM107 19V20H106ZM126 19H128V20H126ZM175 19V20H174ZM186 19V20H185ZM196 19V20H195ZM216 19H217V23H216ZM220 19H223L224 21H220ZM226 19V20H225ZM54 20V19H53ZM120 20V21H119ZM200 20V22H198ZM205 20V21H204ZM209 20V21H208ZM210 20H212V21H210ZM220 22H219V21ZM239 20H241V22L239 21ZM104 21V22H103ZM119 21V22H118ZM146 21V22H145ZM185 21V22H184ZM202 21H204V22H202ZM208 21V22H207ZM213 21H215V26L214 25H211L212 23H210V22H213ZM228 21V22H227ZM236 21V22H235ZM238 21V22H237ZM258 21H261V22H258ZM187 22V23H186ZM190 22H191V24H190ZM193 22H195V23H193ZM221 22H223V23H221ZM243 22V25H245V26H243V25H241V23ZM244 22H246L245 24H244ZM1 23V22H0ZM179 23V24H178ZM202 23V24H201ZM204 23V24H203ZM209 23V24H208ZM220 23V24H219ZM258 23H259V25H261V26H259L258 27ZM2 24V26L1 27H4L3 25L5 24V23H1ZM172 24V25H171ZM193 24V25H192ZM196 24V25H195ZM216 24H218V25H216ZM225 24V26H223V25ZM228 24V27L226 26ZM230 24L233 26V27H231L230 26ZM241 26H240V25ZM253 26H252V25ZM256 24V26H254ZM117 25V26H116ZM166 25V26H165ZM178 25V26H177ZM200 25H202V27H200ZM219 25H221L220 27H219ZM236 25V26H237ZM92 26V29L90 28ZM99 26V27H98ZM181 26V27H180ZM191 26V27H190ZM198 26V27H197ZM218 26V27H217ZM242 27L241 29H240V27ZM248 26H250L249 28H247ZM52 27V28H51ZM180 27V28H179ZM196 29H195V28ZM227 30H230V31H226L224 28ZM227 27V28H226ZM255 27V28H254ZM21 28V29H20ZM203 28V29H202ZM218 28H219V30H218ZM220 28H222V29H220ZM250 28H252V29H250ZM254 28V29H253ZM256 28H260L261 30L259 31V29H257V31H259V33H258V35H257V33H256V35H255V33H254V30H256ZM51 29H52V31H51ZM224 29V30H223ZM45 30V31H44ZM92 30V31H91ZM203 30V31H202ZM214 30V31H213ZM223 30V31H222ZM243 30V31H242ZM20 31H22V32H20ZM24 31V32H23ZM37 31H39V32H37ZM53 31H54V35H56L57 36V34H59L57 37H55L54 38V35H53ZM91 32V34H89L90 32ZM240 31V32H239ZM251 31V32H250ZM19 32H20V34L22 33H24V35H20L19 34ZM41 32H42V34H44L45 33V36L44 35H42L41 34ZM44 32V33H43ZM55 32H57V33H55ZM62 32H64V33H62ZM94 32V33H93ZM185 32V33H184ZM223 32H224V34H223ZM237 32V33H236ZM249 32V33H248ZM28 33V34H27ZM31 33V34H30ZM32 33H33V37H35L36 36V34H37V36L35 37V43L34 42H32L33 41V37L31 38L30 36H32ZM39 33H40V35H39ZM47 33V34H46ZM52 35H51V34ZM68 35H67V34ZM236 33V34H235ZM239 33V34H238ZM245 33V34H244ZM25 34H26V39H27V35H29V37H28V40H26L25 39ZM67 36H66V35ZM202 34V35H201ZM253 34V35H252ZM19 35V36H18ZM42 35V36H41ZM72 35V36H71ZM92 35H93V37H94V44H93V42L91 41L92 39H93V37H92ZM246 35V36H245ZM2 36H4L5 38H3V39H1L2 38ZM39 36H41V37H39ZM64 36H66L65 38H64ZM68 36H69V38H68ZM105 36V37H104ZM249 36V37H248ZM256 36V37H255ZM23 37H24V41L26 40V42H30V46H29V44H27L26 42H24L23 41ZM91 37H92V39H91ZM169 37V38H168ZM183 37V38H182ZM21 38V41L19 40ZM29 38H30V40H29ZM57 38H59V39H57ZM62 38V39H61ZM97 38V39H96ZM186 38V39H185ZM253 38V39H252ZM261 38H263V39H261ZM15 39H18L19 41L17 42V40L16 41H14ZM32 39V40H31ZM37 39H39V40H37ZM58 41H57V40ZM61 39V40H60ZM67 39H69V41H68V46H67ZM72 39V40H71ZM2 40V41H1ZM60 40V41H59ZM66 40V43H62L63 41H65ZM92 42H90V41ZM41 41L43 42V44L41 43ZM46 41V42H45ZM56 41V42H55ZM86 41H88V42H90V44H93L92 46H90L89 45V43L88 42H86ZM99 41V42H98ZM120 41V42H119ZM203 41V42H202ZM244 41V42H243ZM15 42V43H14ZM23 44V46H22V44ZM24 42V43H23ZM28 42V43H29ZM31 42L32 43H34L33 45L31 44ZM59 42V43H58ZM79 42V43H78ZM97 44H96V43ZM7 43V44H6ZM17 43V47L20 45V48L18 47H15V45H13V44H16ZM38 43V44H37ZM40 43V44H39ZM44 43H45V46H46V49L45 48H43V46H44ZM48 43H50L51 44V46L49 45H47ZM58 43V45L55 47V46H53V45H56ZM88 43V44H87ZM124 43V44H123ZM19 44V45H18ZM26 44V45H25ZM37 44V45H36ZM73 44V45H72ZM79 45V46H77V45ZM84 44H86V45H84ZM121 44V45H120ZM12 45H13V47H12ZM61 45H63V46H61ZM75 45L78 47V48H80L79 49V52H77L78 54L80 53V52H82V48H83V53H84V51L86 50V52H87V50H88V52H87V56H86V54H85V56H82L83 54H81V56L80 55H76L77 53H74V52H76V50L74 51V47H75ZM81 45H83L82 46V48L80 47ZM97 45V46H96ZM261 45V46H260ZM38 46H40V49L42 50V52H44L45 53V55L41 52V50H39V47H38V49H35V48H37ZM44 46V47H45ZM93 46H95L94 47V50L95 51H93V49H92V47ZM114 46V47H113ZM173 46V47H172ZM215 46V47H214ZM14 47H15V49H14ZM26 47V48H25ZM28 47H29V49H28ZM32 47H34V48H32ZM49 47H51V48H49ZM53 47V48H52ZM55 47V48H54ZM66 47H67V50H66ZM76 47V49H77V51H78V48ZM86 47H90V48H86ZM100 47V48H99ZM262 49H261V48ZM60 48V49H59ZM84 48H86L85 50H84ZM16 49L18 50L17 52H16ZM27 49H28V51H27ZM33 49H34V51H33ZM48 49V50H47ZM69 49H71L72 51H70ZM92 49V50H91ZM22 50V51H21ZM24 50V51H23ZM44 50V51H43ZM55 50V51H54ZM81 50V51H80ZM119 50V51H118ZM202 50V51H201ZM260 50H262V51H260ZM21 51V53H18V52H20ZM58 51H60V53L58 52ZM91 53H95L96 55H93L92 54V56L94 57H92L91 56V54H90V52ZM117 51H118V53H117ZM121 51V52H120ZM160 51V52H159ZM216 51V52H215ZM219 51V52H218ZM259 51V52H258ZM29 52V53H28ZM63 52V53H62ZM66 52V53H65ZM73 52V53H72ZM245 52V53H244ZM18 53V54H17ZM23 53V54H22ZM57 53V54H56ZM113 53V54H112ZM200 53V54H199ZM258 53V54H257ZM260 53H262V54H260ZM16 54H17V56H16ZM42 54V55H41ZM56 54V55H55ZM89 54H90V56H89ZM111 54V55H110ZM117 54H118V56H117ZM121 54V55H120ZM218 54V55H217ZM229 54V55H228ZM256 54V55H255ZM260 54V55H259ZM20 55V56H19ZM32 55H33V57H32ZM44 55V56H43ZM69 55V56H68ZM76 55V56H75ZM120 55V56H119ZM177 55V56H176ZM25 56V57H24ZM52 56V57H51ZM57 59H59V61H61V60H63V58L64 59H66L67 58V62H68V64H67V62H66V60H63L64 61V63H63V61L61 62V64L59 63L58 64V60L57 61H55L56 60V58ZM57 56H61L60 58L59 57H57ZM78 56V57H77ZM167 56V57H166ZM169 56V57H168ZM212 56V57H211ZM214 56V57H213ZM20 57H21V59H20ZM71 58V59H69V58ZM81 57V58H80ZM85 57V58H84ZM88 57L89 58H92V59H90V60H94L95 58H96V60H94V61H92V62H95V63H92L89 59H88ZM207 57V58H206ZM38 58V59H37ZM40 58H42V59H44V60H41ZM47 58V59H46ZM49 58H51L52 59V61L50 60V62H49ZM55 58V59H54ZM209 58V59H208ZM225 58V59H224ZM16 59H18V60H16ZM22 59H24V61H22V62H25V63H29L28 65H33L34 67H32V68H25V67H27V65L25 66L24 64L25 63H22L20 66H17L18 65V63H17V61L19 62V64L21 63L20 62V60H22ZM34 59L36 60V61H34ZM54 59V60H53ZM75 61H74V60ZM204 59V60H203ZM229 59H230V61H229ZM243 59V60H242ZM30 60V61H29ZM128 60V61H127ZM227 60V61H226ZM246 60V61H245ZM27 61V62H26ZM39 61H41L40 63H45V65H47V68H48V66H52L51 68H46L45 69V65L43 64H39ZM48 61V62H47ZM53 61H55L57 64H55V65H57V66H55L54 65V67H53V64H54V62ZM72 61V62H71ZM87 61H90V62H87ZM226 61V63H224ZM202 62V63H201ZM16 63H17V65H16ZM49 63H53V64H49ZM100 63V64H99ZM181 63V64H180ZM8 64V65H7ZM38 64V65H37ZM95 64V65H94ZM207 64V65H206ZM6 65V66H5ZM36 65V66H35ZM41 65V66H40ZM72 65V66H71ZM120 65V66H119ZM225 65V66H224ZM256 65V66H255ZM29 66V67H30ZM40 69H45V70H47V71H45V70H43L44 72H42V70H41V73H40V70H39V68ZM126 66V67H125ZM219 66V67H218ZM254 66V67H253ZM4 68V70H3V68ZM14 67H16V69L17 70H15V68ZM43 67V68H42ZM111 67V68H110ZM224 67V68H223ZM236 67V68H235ZM2 68V69H1ZM7 68V69H6ZM37 68V69H36ZM88 68V69H87ZM192 68V69H191ZM232 68V69H231ZM25 69H27L26 71H25ZM33 69V70H32ZM56 69V70H55ZM94 69V71H92ZM224 69V70H223ZM228 69V70H227ZM3 70V71H2ZM21 70V71H20ZM22 70H24V71H22ZM39 70V73H34V76H33V73L32 72H37ZM51 70V71H50ZM55 70V71H54ZM59 70V71H58ZM222 70V71H221ZM241 70V71H240ZM251 70V71H250ZM253 70V71H252ZM255 70V71H254ZM14 71H16L15 73H14ZM53 71V72H52ZM89 71H91V73L92 72H96V73H98V75H92ZM245 73H244V72ZM7 72V73H6ZM13 72V74L11 75V73ZM27 72V73H26ZM61 72V74H58V73H60ZM142 72V74H140V73ZM143 72H144V74H143ZM217 72V73H216ZM241 72V73H240ZM247 72V73H246ZM23 73H24V76H23ZM28 73H30L29 75L30 76H28ZM54 73V75H52ZM60 76L61 75V77L60 78H58L59 76H57L56 77V75L57 74ZM84 75H83V74ZM118 73H119V75H118ZM227 73V74H226ZM234 73V74H233ZM239 73V74H238ZM249 73V74H248ZM8 74H9V76H8ZM37 74V75H36ZM39 74V75H38ZM62 74H64L63 75V78H62ZM86 74H90V76H86ZM138 74V75H137ZM232 74V75H231ZM236 74V76H234ZM260 74V75H259ZM4 75V76H3ZM6 75V76H5ZM16 75L18 76V78L16 77ZM20 75V76H19ZM35 75H36V77H35ZM52 75V76H51ZM103 75H104V77H103ZM246 75V76H245ZM248 75V76H247ZM12 78H11V77ZM52 78H51V77ZM53 76L55 77V79L57 78V79H63L62 80V82H63V86H60V85H62V84H60L61 83V81L60 80H58V81H60V82H58V86H56L55 84H53V83H55V82H57V80H52V79H54L53 78ZM87 77L88 78V83H87V79L86 78H84V77ZM92 76V77H91ZM93 76H96L95 78L93 77ZM98 76H99V78H101L100 79V81L98 80L99 78H98ZM100 76H102V77H100ZM120 77L119 78V81H120V79H121V81L119 82V81H116V80H114V78H116V77ZM240 76V77H239ZM255 76V77H254ZM8 77V78H7ZM72 77L73 78H75V79H73L72 80ZM77 77V78H76ZM79 77V78H78ZM82 77H83V79H82ZM112 77H114V78H112ZM169 77V78H168ZM220 77V78H219ZM236 78V79H234V78ZM242 77V78H241ZM247 77V78H246ZM248 77H249V79H248ZM260 77V78H259ZM3 78V79H2ZM51 78V79H50ZM67 78H68V80H67ZM103 78V79H102ZM106 78V79H105ZM125 78V79H124ZM135 78V80H133ZM177 78V79H176ZM208 78V79H207ZM245 78V79H244ZM256 78V79H255ZM80 80L79 82L77 81V80ZM86 79V80H85ZM91 79H92V82H91ZM95 79V80H94ZM107 79H109V80H111V81H108ZM227 82H225L224 83V80ZM234 79V80H233ZM243 79V80H242ZM252 79V80H251ZM53 81V82H51V81ZM66 80V81H65ZM69 80H72L71 82L69 81ZM76 80V81H75ZM82 80H84L83 82H82ZM168 80V81H167ZM223 80V81H222ZM233 80V81H232ZM11 81H12V83H11ZM15 81V82H14ZM46 81V82H45ZM68 81V82H67ZM94 81H96L95 83H94ZM106 81H107V83L108 82H113V85H112V87L110 86V87H104V88H102V86H104L105 84H104V82L106 83ZM116 81V82H115ZM218 81V82H217ZM236 81V82H235ZM242 81V82H241ZM246 81H247V83H246ZM258 81V82H257ZM44 82V83H43ZM48 82V83H47ZM52 84H51V83ZM65 82V83H64ZM72 82L74 83V85L72 84ZM77 82V83H76ZM161 82V83H162ZM166 82V83H165ZM214 82H215V84H214ZM235 82V83H234ZM98 85H97V84ZM101 83V84H100ZM106 83V84H107ZM162 83V84H163ZM193 83H194V86H193ZM205 83V84H204ZM234 83V84H233ZM242 83H243V85H242ZM259 83V84H258ZM261 83V84H260ZM47 84V85H46ZM64 84L66 85V84H68V85H66V86H68V88L69 87H71L70 89H71V91H70V89L68 90L67 89V87L66 86H64ZM72 84V85H71ZM76 84H78V85H76ZM80 84H81V86H80ZM84 84V85H83ZM88 84H92V85H96V87L94 86V88L95 89H100V90H98L99 92H97V90H95L94 92H92V94L91 95H80V93L81 92H83V89H84V87L86 86V85H88ZM103 84V85H102ZM119 84V85H118ZM200 84V85H199ZM230 84L232 85H234L236 88H233L234 86L232 85V86H230ZM237 84V85H236ZM252 84V85H251ZM263 84V85H262ZM13 85V86H12ZM52 85V86H51ZM56 87H58V88H56ZM83 85V86H82ZM117 85V86H116ZM199 85V86H198ZM201 85L203 86V87H201ZM239 85V86H238ZM258 85V86H260V85H262V86H260V87H258L257 86V88H256V90H259L258 88H260L261 90V92L260 91H256L255 90V88L254 87H256V86ZM10 86V87H9ZM59 86H60V88H59ZM76 86V87H75ZM78 86V87H77ZM101 87V88H99V87ZM115 86V87H114ZM210 86V87H209ZM225 86H227V87H225ZM246 86V88L244 89V87ZM248 86V87H247ZM252 86H254V87H252ZM66 87V88H65ZM81 87V88H80ZM228 87H230V88H228ZM232 87V88H231ZM109 89V90H111V91H109V92H104V91H107L106 89ZM119 89V90H117V89ZM61 89H62V91H61ZM75 89H77V94H76V90ZM81 89V90H80ZM86 89V88H85ZM101 89H103L102 91H103V93H101ZM114 89V90H113ZM129 89V90H128ZM223 89H225V90H223ZM228 89H230V91H228ZM233 89H235V90H233ZM72 90H75V92L73 93L72 92ZM115 90H117L116 92H115ZM134 90V91H133ZM168 90H170L169 92H168ZM228 91V92H224V91ZM256 91V92H255ZM29 92V93H28ZM88 93L87 91H84V93ZM90 92V93H91ZM119 92V93H118ZM159 92V93H158ZM212 92V93H211ZM214 92V93H213ZM216 92V93H215ZM223 93V94H221V93ZM259 92V95H257L256 93H258ZM28 93V94H27ZM94 93V94H93ZM95 93H100V98H102V100H105L106 98L108 99V100H110V101H108L107 99L105 100V102L104 103H106L107 101V103H106V105L103 103V102H101L100 100H99V95L97 96ZM164 93V94H165ZM217 93H219V95L218 96H220L219 98L218 97H216V94ZM230 95H229V94ZM261 93V94H260ZM30 94V95H29ZM76 94V95H75ZM115 94V95H114ZM129 94H131V95H129ZM158 94V95H157ZM163 94V95H164ZM170 94V95H169ZM174 94H172V95H174ZM209 94V97L210 96H212V94L215 96V98H216V100L217 99H219V101H221V103H223V105L217 100V103H214V100H215V98H214V96H212L213 98V100L210 98V100H212L213 101V106H214V104L216 105H218L219 106V104H220V106L218 107L217 105L216 106H214V107H217V108H219V113L217 112V108H215L216 109V111H215V109H211L212 110V112L213 111H215L216 113L214 114V112L212 113V112H210V108L212 107H210V105H211V103H212V101H210L209 100V97H206L207 95ZM233 94H236V93H233ZM77 95H79L80 97L82 96V99L81 98H77V97H79V96H77ZM92 95L94 96V97H96L97 96V103L95 102L96 100L94 99V97H93V99H94V101L92 102L91 100H93L92 99ZM101 95L103 96V97H105V98H103V97H101ZM124 95V96H123ZM129 95V96H128ZM160 95V96H159ZM168 95H169V97H168ZM176 95H178V94H176ZM175 95V97H177ZM206 95V96H205ZM227 95V96H226ZM243 95V92H241V95H239V96H236V97H241ZM261 95V96H260ZM152 96V97H151ZM155 96V97H154ZM229 96H231V97H229ZM28 97H30V98H28ZM66 99H65V98ZM85 97H87L88 99H89V97H91V99H89L90 101H89V103L90 104H88V99L87 98H85ZM122 97V98H121ZM151 97V98H150ZM157 97H161V99H163V100H161L160 98H159V100L160 101H163L162 102V104H159L158 102V99L157 100H155V98H157ZM171 97H174V96H171ZM189 97V98H188ZM204 97H206L207 99H203ZM224 98V99H222V98ZM229 97V99H227V98ZM26 98H28V100L27 101H25L26 100ZM85 98V99H84ZM125 100H124V99ZM139 98V99H138ZM149 98V99H148ZM191 99V97L190 96H187L185 99ZM5 99V100H4ZM30 99L32 100V101H30ZM83 99H84V102H82L83 101ZM137 99V100H136ZM146 99H148V100H146ZM153 99V100H152ZM169 99V100H168ZM184 99V98H183ZM182 99V100H183ZM187 99V100H188ZM202 99V100H201ZM226 99V100H225ZM231 99V100H230ZM261 99H263V100H261ZM112 100V101H111ZM140 102H139V101ZM156 101V103L157 104H155V101ZM167 101V104H168V102H169V106L168 105H166V101ZM192 100V102H193V98L191 99ZM191 100L190 101H186V102H189V103H191V105H192V102H191ZM209 100V102H207ZM216 100H215V102H216ZM222 100H224V101H222ZM254 100V99H253ZM257 100V104L259 103L258 102V98L256 99ZM34 101V102H33ZM87 101V106H89L90 107V110L87 108V106L85 105L86 102ZM152 101H154L153 103L151 102V104H152V106H150L151 104H150V102ZM158 101V102H157ZM228 102V104L229 105H227V103H224V102ZM23 102V103H22ZM218 102H219V104H218ZM24 105V107H22V104ZM31 103V104H30ZM91 103H93L92 105L93 106H90L91 105ZM98 103H101V104H99V106L97 105ZM126 103V104H125ZM147 103L149 104V105H147ZM164 103H165V105L167 106V107H165V105H164ZM188 103V104H189ZM195 103V101L193 102V104ZM209 103V104H208ZM19 104H21L20 106L21 107H19ZM29 104V105H28ZM34 104V105H33ZM97 106H96V105ZM159 104V105H158ZM198 103H197V101H196V103H195V105H197ZM209 105V107H207L208 105ZM26 105V106H25ZM31 105V106H30ZM133 105V110H134V108H136V110H137V112H138V110L139 109H141V108H139V106H134V104H132ZM163 106V107H161V106ZM206 105V106H205ZM102 106V107H101ZM120 106V107H121ZM148 106L150 107V108H148ZM157 106H159V107H157ZM192 106H194V105H192ZM223 106H225V107H223ZM49 109H48V108ZM85 107H86V109H85ZM92 107H94V109H92ZM95 107H96V109H95ZM97 107H100L101 108V112L99 111V110H97L98 108ZM104 107V108H103ZM110 107V106H109ZM114 107V108H115ZM132 107V106H131ZM157 107V108H156ZM171 107V106H170ZM214 107H212V108H214ZM222 107L225 109H222ZM21 108H23V110L21 109ZM24 108H26V110L24 109ZM44 108V109H43ZM54 110V108L56 109V110H52V109ZM99 108V109H100ZM119 108V109H118ZM137 108H139V109H137ZM152 108V109H151ZM169 108V110L167 111L166 109H168ZM227 108V109H226ZM7 109H9V110H7ZM92 109V110H91ZM120 109V110H121ZM126 109V108H125ZM131 109V110H132ZM143 109V108H142ZM141 109V111H143ZM7 110V111H6ZM14 110H16V111H14ZM21 110H22V112H21ZM51 110V111H50ZM119 110V111H120ZM130 110V109H129ZM132 110V111H133ZM223 111V113H224V115L222 116V115H220V113H222L221 111ZM4 111H6V112H4ZM11 111H12V113H11ZM46 111H48V112H46ZM89 111V112H88ZM93 111H94V113L95 112H97V111H99V112H97V113H95V115H99V116H95L94 115V113H93ZM121 111H123V110H121ZM135 111V110H134ZM140 111V110H139ZM145 111H143V112H145ZM146 111V112H147ZM148 111V112H149ZM165 111H163V112H165ZM27 112V111H26ZM31 112H33V113H31ZM58 112V113H57ZM62 112V113H61ZM114 112V111H113ZM123 112H128V111H123ZM173 113H174V111H172ZM176 112V111H175ZM261 112L262 111H260V113L258 112V114L260 115L261 114ZM12 115H11V114ZM55 113V114H54ZM66 113V114H65ZM90 114V113H93V115L95 116H93L92 114H90L89 116H88V114ZM104 113V112H103ZM166 113H165V115H166ZM173 113H169V115H170V117L172 116V118L174 117V114ZM8 114V115H7ZM14 114V115H13ZM17 114V115H16ZM31 114H33V115H31ZM44 114V115H43ZM56 114H58V115H56ZM60 114L62 115V116H60ZM157 116H156V115ZM161 114H163V115H161ZM176 114V113H175ZM177 114H179V116H180V119H182L181 118V115H180V113H178L177 112ZM177 114L175 115L176 116V118H177ZM212 114V115H211ZM258 114H256L255 115V117H253L251 120H250V122L248 121V123L246 124L245 123V125H247V126H245V128H247V129H250V127H253L254 125V127L253 128H255L256 127V124L255 123H257V122H255L256 120L258 121L259 120V117L261 118L262 116H264V115H258ZM263 114V113H262ZM11 115V116H10ZM16 115V116H15ZM155 115V116H154ZM169 115H166L167 116V121H170V119L168 120V118H169ZM216 115H218V116H216ZM2 116V117H1ZM15 118H14V117ZM35 116V117H34ZM39 116V117H38ZM47 116V117H46ZM60 116V117H59ZM71 116H73V117H71ZM115 116V115H114ZM113 116V117H114ZM163 116V117H162ZM165 116V117H166ZM179 116H178V118H179ZM226 116V117H225ZM258 116V117H257ZM9 117H12V118H14V120H15V122H14V120L13 121H11L10 119L11 118H9ZM46 117V118H45ZM51 117H52V119H51ZM68 117H71L73 120L74 119H76V120H78V121H71V118H69L68 119ZM102 117H104V114L102 115ZM231 117H233V116H231ZM237 117H238V119H237ZM237 117H234L235 118V121L236 120H238L237 122H239V121H241L242 120V116L240 115H237ZM241 117V118H240ZM35 118H36V120H38V122H36V120H35ZM44 118V119H43ZM115 118V117H114ZM172 118H171V121H172ZM175 117H174V119H176ZM184 118V117H183ZM234 118H232V119H234ZM39 119H43V121H41V120H39ZM48 119V120H47ZM54 119V120H53ZM61 119V120H60ZM179 119V121L177 122V123H175L176 122V120H178V119H176V120H173L172 122H174L175 124H176V126L178 127V129H176L175 128V126H174V124H173V126H171L170 124V122H169V124L167 125V127H165V121H166V118L165 119H163V122L161 123V119H157L158 120V122H157V124H155V125H159L160 123L162 124V126H164L165 128V133H167V136H169V134H171V132H172V135L174 134V132H176L177 131V133H175L174 135H173V138H172V140L173 141H179L180 140V142H181V140H183L184 139V137H185V135H187L184 131H186V129H185V127H186V124H188V121L186 120L185 122H184V119L181 121ZM256 119V120H255ZM263 119V121H264V117L262 118ZM261 119V120H262ZM8 120H10V121H8ZM64 120V121H63ZM91 120H90V122H91ZM112 120V119H111ZM111 120H109V122H111ZM149 120V119H148ZM165 120V121H164ZM259 121V123H257L258 125L259 124H263L264 122H262V121ZM17 121V122H16ZM41 121V122H40ZM46 121V122H45ZM57 121V122H56ZM70 121V122H69ZM114 123H118V122H120V121H118V120H116V119H114V120H112ZM159 121H160V123H159ZM253 121H254V124H253ZM48 122V123H47ZM51 122V123H50ZM54 122H56V123H54ZM90 122H89V124H90ZM109 122L106 124V126L105 127H108L109 125H111V124H109ZM126 122H128V128H126L125 129V127L127 126V123ZM124 124H126V125H124V127H123V125L121 124V122L120 123H118L119 125V128H120V130H119V128L117 127V123L116 124H114V127H113V124L110 126L111 128H113L114 130H115V128L116 129H118L119 131H117V130H115L116 132H118V133H114V132H112L113 131V129H110V127H108V131H107V128L105 129V127L103 128V130L102 131H100V135H102L103 134V131H104V135H105V133H109V131H111L112 133L110 134L109 133V135H108V133H107V136L108 137H110V138H108L107 136H105L106 138H107V140H106V138L104 137V135H102V136H100V137H104L105 139L104 140H106L107 142L109 141L111 144H115L113 147L115 148V147H119L120 146V148L121 147H123L122 145L124 144L125 146H124V148L126 147V149L130 152V154L133 156V158H135V159H137L139 162H142V163H140L142 166H147V167H150V165H152L151 163L150 164H147V163H145V161H147V160H150V159H156V157L158 158V157H161L162 155H160V152L159 151H161V153H163V152H166L167 150H164V149H162L163 147V144L164 143H166L169 139H170V136H169V138L168 139H166L165 137H166V134H163L162 133V131L161 130H163V132H164V129H160V128H162L161 127V124H160V127L158 128L157 126H154V124L152 125L151 123H148L147 121L145 122V124L146 125H144V123L143 124H141L140 123V125H139V123H137L138 125H139V127H142L141 125H144L143 127H147V129H145V128H143V129H141V128H139L138 127V129L140 130L141 129V131H142V133L140 134V132L141 131H139V133L137 132L138 131V129H137V124H135V122H132V120H131V123L132 124H134V125H132V127L131 126H129V124H130V122L129 121H126ZM149 122H151V121H149ZM182 122H183V124H182ZM187 122V123H186ZM252 122V123H251ZM262 122V123H261ZM13 123H15V124H17V123H19V124H17V125H19V127H16L15 128V124H13ZM45 123V124H44ZM112 123V122H111ZM123 123V122H122ZM148 123V124H147ZM182 124V126H180V125H177V124ZM186 123V124H185ZM250 123H251V125H250ZM166 124H167V122H166ZM48 126V127H44V126ZM51 125V126H50ZM52 125H54V127L52 126ZM151 125V127L152 128H154V129H151L150 128V130L151 131H154V132H151L150 130V132L152 133V134H150V132L149 131H147L149 128V126ZM190 125V124H189ZM257 125V126H258ZM40 126V125H39ZM83 126H84V124H83ZM133 126H135V128L134 129H132L133 128ZM169 126V127H168ZM173 127V129L175 128V130H173L171 127ZM185 126V127H184ZM248 126H249V128H248ZM5 127V128H4ZM13 127V128H12ZM25 127V128H24ZM51 129H50V128ZM82 128L83 129V131H82V129H80V128ZM123 127V128H122ZM131 127V128H130ZM182 127V128H181ZM187 127H188V125H187ZM225 127H227V128H225ZM225 127H223L221 130H218V131H212V130H201V128H197V129H195V127L194 126H191L190 125V127H188L187 128V131L189 132V130L191 129V128H194V133L195 134H197L198 135V133L200 132L201 133V135H204L205 134V136H202V138L203 137H205L206 138V140L203 138V141H202V139L200 140V138H201V136H200V133H199V135H198V138H196L194 135V137L193 136H191L192 135V132H193V130H192V132H189V136L187 135L186 136V139L188 138V137H190L188 140H190V141H186V139H184L185 140V142H188L189 143V146H191L192 145V149L194 148V149H196V151L198 150V152H200L201 150H203V149H208V148H210L211 149V147L213 148V149H211V150H214L215 149V147L214 146H217V145H222V143H223V146H224V143H225V141L227 140H225L224 139V135H225V137L227 138V136H231L232 135V131L234 132V130H233V128L232 127H228V126H225ZM3 128V129H2ZM10 128V129H9ZM14 130V132H13V130ZM19 128H20V130H19ZM22 128V129H21ZM53 128V129H52ZM121 128L122 129H125V130H121ZM130 128V130L129 131H131V132H133V131H135V129L137 130L136 132H137V134L136 133H134L133 132V134H134V136H133V134H132V140H131V133L129 132V131H127V129H129ZM167 128V129H166ZM170 128V129H169ZM180 128V129H179ZM183 128L185 129V130H183ZM231 128V132H230V130H229V132L231 133V134H229V132H228V130H226V129H230ZM5 129H6V131H5ZM18 129V130H17ZM24 129V131H21V130H23ZM61 129V128H60ZM132 129V130H131ZM160 129V130H159ZM182 129V130H181ZM199 129L201 130V131H199ZM17 130V131H16ZM26 130V131H25ZM144 130V131H143ZM183 131V133L182 134H180L181 133V131ZM225 131L226 130V132H228L227 134H229V135H227L226 134V132H223V131ZM11 131V132H10ZM55 131V132H54ZM57 131V132H56ZM105 131H107V132H105ZM122 131H124V133H130V135L128 136L127 135V133L126 134H123L122 133ZM145 131H147V132H145ZM168 131V132H167ZM197 133H196V132ZM220 131V133H222V135H220V136H222V138H223V140H225L224 142L222 141V138H221V140H218L219 139V135L217 136L218 137V139L217 140H214L213 138L215 137L214 136V133L216 134H219L218 132ZM222 131V132H221ZM147 133V135L146 134H144V135H146V137H147V140H145L146 139V137H143V133ZM159 132V135H161V141L159 140L160 138V136H158V135H155V134H157ZM161 132V133H160ZM180 132V133H179ZM213 132V135L212 134H206V133H212ZM241 132H247V130L246 129H244V131H241ZM241 132L239 133V131L237 132V130H236V132L234 133L235 134V136H233L234 138H236L237 136L239 137V136H243V137H239L240 139L239 140H241V142H238L239 140H238V137L236 138V140H238V141H234V142H238V143H240V144H244V142L242 143V141H246L247 140V143L249 142V143H251V142H253V143H255V141H256V143H260V141H261V143H262V141H264V137H263V135L262 134H259V135H257V136H255L256 138H258V139H256L255 137H254V135H252V134H246L245 135V137H249L250 138V140H249V138H245L244 137V135L242 134L241 135ZM47 133V134H48ZM121 133L123 134V135H121ZM191 133V134H190ZM204 133V134H203ZM225 133V134H224ZM24 136H23V135ZM99 134L97 135V137H99ZM118 134V135H117ZM136 134V135H135ZM155 136H154V135ZM177 134V135H176ZM233 134V135H234ZM115 135V136H114ZM123 137H121V136ZM152 135V136H151ZM184 135V136H183ZM211 135L212 136H214L213 138L211 137ZM227 135V136H226ZM260 135H262V139L263 140H260V138L261 137H259ZM21 136V137H20ZM121 137L122 138V140H120V137H119V139H117L116 137ZM158 136V137H157ZM164 137V139H163V137ZM178 136V137H177ZM253 136V137H252ZM157 137V138H156ZM183 139H182V138ZM195 139V141H191L193 138ZM200 137V138H199ZM213 139H211V138ZM232 137V136H231ZM230 137V138H231ZM31 138V137H30ZM96 138V137H95ZM94 138V139H95ZM145 138V139H144ZM152 138H154V139H157V141L156 140H152ZM229 138V137H228ZM228 139V142H226L227 143V147L229 148H231L232 149V147H233V145L235 144V143H233V139L234 138H231V139ZM244 138V139H243ZM253 138V140L251 141V139ZM93 139V140H94ZM99 139V138H98ZM108 139H110V140H108ZM152 140V141H150V140ZM178 139V140H177ZM193 139V140H194ZM198 139H199V141H198ZM209 139V140H208ZM243 139V140H242ZM246 139V140H245ZM103 140V139H102ZM114 140H116L115 142H114ZM139 140V141H138ZM143 140H144V142L146 143V142H148V145H147V143L145 144V146H142V143H143V145H144V142H143ZM159 140V141H158ZM166 140V141H165ZM215 141V143L214 142H212V144H211V142H209L208 143V141ZM230 140V141H229ZM260 140V141H259ZM95 141H97L96 139L94 140V142ZM100 141V140H99ZM119 141H120V143H119ZM122 141V142H121ZM132 141H133V143H135V144H132ZM164 141V142H163ZM198 141V142H197ZM200 141H202V142H200ZM204 141H206L207 143H205ZM219 141V142H218ZM220 141H221V144H220ZM232 141V142H231ZM257 141H259V142H257ZM113 142V143H112ZM124 142V143H123ZM152 142V143H151ZM163 142V143H162ZM169 142V141H168ZM193 142H195V144L196 145H198V146H196ZM197 142V143H196ZM102 143V142H101ZM119 143V144H118ZM122 143V144H121ZM157 143V144H156ZM160 143V144H159ZM199 143V144H198ZM204 144V145H201V144ZM214 143V144H213ZM217 143H219V144H217ZM226 143H225V145H226ZM233 143V144H232ZM246 143V142H245ZM252 143V144H253ZM264 143V142H263ZM262 143V144H263ZM121 144V145H120ZM126 144H127V146H126ZM132 144V147H133V149L136 147L137 149H140V151H138L136 148L134 149L135 151H138V152H135V151H131V150H133L132 149V147H130L131 148V150H129L130 148H129V146ZM155 144V145H154ZM162 144V145H161ZM195 146H194V145ZM208 144V145H207ZM215 144H217V145H215ZM232 144V145H231ZM99 145L101 146L102 144H99V142H96V143H94L93 145H92V147H95L94 148V150L96 149V151H98V147H99ZM134 145V146H133ZM151 145V146H150ZM202 147H201V146ZM206 145H207V147H206ZM210 145V146H209ZM230 145V146H229ZM98 146V147H97ZM149 146V147H148ZM152 146H154L155 148H153ZM161 146V147H160ZM232 146V147H231ZM91 147V148H92ZM139 147H144L143 149H141V148H139ZM196 147V148H195ZM197 147H198V149H197ZM206 147V148H205ZM222 146H217L216 148H217V150L220 148L221 150L224 148V149H226V151L227 150H229V151H231L230 150V148L229 149H227V147L226 146H224V147H222ZM148 148V149H147ZM159 148V149H158ZM190 148V147H189ZM250 148V150H251V147H249ZM253 149H252V151H254V148L255 147H252ZM148 150V152L146 151V150ZM167 149V148H166ZM201 149V150H200ZM219 149V150H220ZM223 149V150H224ZM93 150V151H94ZM151 150V151H150ZM153 150H155V151H153ZM233 150V149H232ZM145 152V153H144ZM156 152V153H155ZM255 152V151H254ZM138 153V155H136ZM139 153H141V154H139ZM150 155H149V154ZM253 154V153H252ZM157 155V156H156ZM255 157L257 156V155H259V154H257V155H255V154H253ZM143 156H146V157H143ZM153 156V157H152ZM156 156V157H155ZM234 156L236 157L237 156V158L238 159H242V158H244L245 156H242V155H240V154H236V155H232V157L234 158ZM247 156H252L251 154L249 155H247ZM138 157V158H137ZM168 157V156H167ZM167 157H165V159L167 158ZM187 157H188V155H187ZM193 157H195L197 160H200V159H203L204 157H202V155L201 154H198V155H194ZM202 157V158H201ZM227 157H230L229 159H232V157H231V155L229 154V155H227ZM254 157V158H255ZM258 157V156H257ZM168 158H171L170 156L168 157ZM189 158V157H188ZM167 160H170V159H167ZM140 164H137L138 166H141ZM37 166V165H36ZM117 168L119 167V165L117 166V165H115ZM38 167V166H37ZM55 169H52V171H54ZM191 173V171H189V174ZM76 179H77V181H79V178H77L76 177ZM83 181H81L80 183H82ZM85 184H87V182H84ZM83 183V184H84ZM246 193H249V192H245V194H243V193H241V195H242V197L244 196V198H245V195H247ZM246 201V200H245ZM248 200L245 202L246 204H248ZM50 209V210H49ZM49 209H47L48 211H47V213H49L50 211H54L52 208H50L49 207ZM55 212V211H54ZM54 212H50L49 214L51 215H49V214H47V218H52L53 217V215H54ZM46 218V220L48 221L49 219H47ZM54 218V217H53ZM45 222V221H41V220H39V221H37V223H36V226L38 227V228H44L43 229V231L45 232V234H47L49 231H52V230H50V228L52 229V226H50L49 224H51L52 223V220L50 219L49 221H51V223H49V222ZM55 221V220H54ZM42 222V223H41ZM40 223V224H39ZM45 223V224H44ZM43 224H44V226H43ZM41 226V227H40ZM46 227V228H45ZM49 227V228H48ZM49 230V231H48ZM48 231V232H47ZM33 232H35V230L33 231ZM35 234V233H34ZM49 234H51V232H49ZM196 235H194V236H191L190 238L188 237L187 239H186V241L185 240H183V242H182V240H180V238H176L173 242H172V247H173V249L172 250H166V251H161V253H158V255H156L153 259H148V260H145L144 258L143 259H135V260H133V261H130V263L128 262L127 264H160L161 262H163V261H165L167 264H190L191 262L193 263V257L195 256V255H197V254H199V253H206V254H210L211 255V257H213V258H217V257H221V256H232V257H230L229 259H228V261L227 262H225L224 264H230V263H232V262H234V261H237L236 263L237 264H264V247H259V246H256V245H254V244H252L251 242H249V241H246V240H241V241H236V239L235 240H233L232 241V247H229V248H222V247H218V246H216V243H212L211 244V246H209L207 243H204V242H201V243H199L198 241H196ZM189 240H190V242H189ZM194 240V242L196 241V242H198V243H194V242H192ZM181 242V243H180ZM188 242V243H187ZM247 242V243H246ZM183 243V244H182ZM251 243V244H250ZM192 244V246H190ZM176 245V246H175ZM206 245H208V246H206ZM180 246V247H179ZM190 246V247H189ZM185 248V249H184ZM187 248H189V249H187ZM173 251V252H172ZM191 254V255H190ZM200 258H203V257H200ZM204 259V258H203ZM202 259V260H203ZM205 260V259H204ZM137 262V263H136ZM142 262V263H141ZM209 264H214V260H211L210 261V263ZM233 264V263H232Z\"/></svg>",
	"mask_w": 264,
	"mask_h": 264
},
{
	"label": "crops",
	"instance_id": "3",
	"mask_svg": "<svg viewBox=\"0 0 264 264\" xmlns=\"http://www.w3.org/2000/svg\"><path fill=\"white\" fill-rule=\"evenodd\" d=\"M200 257H203L205 260L203 258H200ZM230 257H232V256H230ZM230 257L229 256H221V257L213 258V257H211L210 254L199 253L193 257L194 261H193V263L191 262L190 264H209L211 260H214V264H224L225 262L228 261V259ZM236 262L237 261H234L232 263L237 264L238 262L237 263ZM232 263H230V264H232Z\"/></svg>",
	"mask_w": 264,
	"mask_h": 264
}]
</instances>
